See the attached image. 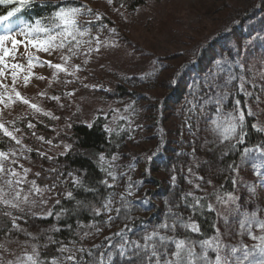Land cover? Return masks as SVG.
I'll return each mask as SVG.
<instances>
[{"label":"rangeland","instance_id":"1","mask_svg":"<svg viewBox=\"0 0 264 264\" xmlns=\"http://www.w3.org/2000/svg\"><path fill=\"white\" fill-rule=\"evenodd\" d=\"M83 1L88 8H94L107 19V22L94 25L89 36L79 38L91 40V45L84 43L79 49L74 48V56L67 52V47L52 51L51 54L31 48L27 50L39 57V61H51L53 64H63L62 55L70 56L65 67L69 72L75 71V75L56 72L47 63L41 66L34 61L29 84L25 87L23 80L18 79L16 88L42 111L35 112L19 101L7 108L0 104V122L5 123L9 130L19 128L20 132L16 135L21 140V144L17 145L0 132V151L9 153V159L4 161L5 167L15 169L20 174L23 180L20 187L24 193H29L31 181H35L42 190V195L30 194L29 199L37 203L35 206L22 204L23 212L0 205V220H10L3 215V211H11L13 216L19 217L17 223L21 228L37 237L33 241L32 237L19 232L6 239V229L0 231V244H4L7 249H0V258L6 262L14 259L13 253L23 256L25 250L31 252V243L47 241L50 225H43L41 220L47 218V212L60 196H67L70 192L67 184L73 177L66 173L59 175L55 182L42 183L35 179L34 174L46 170L48 175H52L56 167L54 157L66 152L69 148L66 146H70L72 141L69 131L71 121L89 125L99 114L105 120V129L121 133L124 138L106 160L107 166L111 165L109 171L115 175V180L110 177L115 191L105 202L111 200L112 211L102 207L101 221L81 225L75 236L76 241L68 247H84L94 252L107 253L112 249L108 247L109 241L105 238L112 237V243H118L119 237L114 236V233L121 229L130 239L143 242L145 231L151 232L166 217L168 223L173 222L169 215L170 208L184 222L191 223L192 213L183 203L184 195L189 192L194 197L207 198L208 204L213 206L214 225L221 233H230L221 235L223 244L239 246L243 242L250 248L258 244L259 241L252 240L246 234H238L240 217L232 215L231 210L240 205L242 211H256L259 219H264V182H261L253 167L262 164L264 157L255 151L245 162L239 157L236 164L240 167L233 171L229 167L231 162L227 165L223 160L230 152L224 151L223 154L221 149L223 145L230 147L235 140L221 142L222 137L216 132L220 138L219 141L218 138L215 140L219 142L215 148L220 147V150L214 152L211 145L206 148L211 128H215L211 120L216 118V105L210 103V106H204L203 111L198 107L195 112H190L189 101H194L198 96L200 103L202 97L206 98L208 90L201 87L194 93L197 84L192 85L190 90L188 88L191 86L187 82L190 73L203 72L206 78L210 70L215 72L216 61L219 60L224 62L222 67L225 69L231 65L230 70L236 74L241 71L240 65H244L246 79L264 85V79L261 78V73H264V4L259 6L258 2L251 0H145L143 4L129 9L123 4H108L107 0ZM248 8L251 9L246 21L241 20V10ZM89 15L84 12L78 20L95 18ZM239 19L242 32H238V26H235ZM0 34H3L2 31ZM97 35L101 41L99 45L94 39ZM72 43L75 44V41ZM89 47L93 49L91 53L88 52ZM97 47L99 52L95 51ZM85 60L87 63H84ZM9 61L27 67V52L21 47L16 61H11V58ZM77 65L79 70L75 68ZM205 67L210 70L205 71ZM221 75L222 78L226 73ZM6 82L11 84L10 76ZM237 83L234 81L229 86L230 101L228 105L223 103L225 113L232 111L237 100L234 95ZM119 86L124 90L123 93L116 92ZM245 87L248 91H255L260 98L259 103L255 96L246 98L243 93L238 94L242 95L244 104L246 102L255 113L252 117L254 123L264 128V91H260L259 87L253 90L247 84ZM8 91L11 94L10 88ZM215 92L212 91L213 96ZM52 96L59 97V101L50 99ZM44 112L52 115L46 116ZM202 115L205 118L211 117L212 127L208 122H199L202 121ZM29 122L33 125L38 123L49 131L38 130L36 125L29 128ZM188 124L192 125L191 130ZM262 145L264 142L249 148L255 149ZM12 152L16 155H11ZM32 155L39 157L36 159ZM42 155L47 161L41 159ZM113 156L117 159L113 160ZM149 156H152L150 161ZM13 160L16 163H12ZM24 169L29 171L25 174ZM260 171L264 173V166ZM228 175L231 177L232 190L225 192V180L221 179ZM173 176L176 177L175 181L172 180ZM152 178H158L161 185L154 186ZM145 190L147 193L152 192L151 195H144ZM229 194L237 198L235 202L224 204L217 199L219 196L227 200ZM41 200L46 203L41 204ZM117 208L120 209L119 214L115 211ZM224 215H228L227 226L223 220ZM138 218L140 225L137 227L135 220ZM253 232L261 234L255 227ZM161 234L183 239V227L177 224L175 231L161 230ZM215 235L214 228L210 238ZM25 241L28 243L25 244ZM94 245H101V248L97 250ZM174 250V245H170V251ZM195 250L197 253L201 251L199 244L195 245ZM209 255L214 258L211 251ZM113 264H121L118 257H114Z\"/></svg>","mask_w":264,"mask_h":264},{"label":"snow or ice","instance_id":"2","mask_svg":"<svg viewBox=\"0 0 264 264\" xmlns=\"http://www.w3.org/2000/svg\"><path fill=\"white\" fill-rule=\"evenodd\" d=\"M108 4H112L113 0H107ZM0 5L11 6L7 8L4 13H0V31L3 34H0V104L4 105L5 108L9 107L11 104H15L17 101L21 102L24 105H27L31 109H34L35 112H41V108L38 107L36 103H32L29 99L25 98L20 91L17 90L16 84L18 79L23 80V86L27 87L29 81L33 75L32 68L35 66V62H39L41 66L44 63L53 69L56 72H65L68 75H75V71L69 72L68 68L65 67L70 56L62 55L61 59L64 61L63 64L56 63L53 64L51 61H39V57L34 56L32 52H28L29 48L35 49L39 52H45L51 54L52 51L57 49H64L67 47V52L71 55H76V52L73 51L74 48L79 49L81 44L87 43L91 45L92 41H84L79 39L80 37L89 36L91 33V27H84L83 30L80 26L78 18L84 13H92V9L88 8L87 5L73 6L71 3H64L63 0L59 7L53 8L50 15L41 16L34 20V22H23L21 23L17 19V14H20L22 10L37 6V0H0ZM95 19H99V14H93ZM87 25H92V21L88 20L84 22ZM114 32L115 29H112ZM97 45L101 43L99 36L94 37ZM75 41V44L72 42ZM10 45V46H9ZM115 47V45H113ZM23 47L27 52V67L24 64L19 62H10L16 61L17 54L20 52V48ZM93 49L88 48V52L91 53ZM95 51L99 52V47L95 48ZM87 63V60L84 61ZM222 61H216L217 70L215 72H210L209 75L202 82H198L196 87L193 89V92L196 93L201 87L208 89V92L205 93L207 96L204 99V103L200 104V97H196L194 101H189L191 107L189 108L190 112H195L199 107L201 111L204 110V106L210 103H215V115L216 118L211 120V124L215 126L213 131H216L222 141H232L235 140L234 144H230V149L236 148L237 145L245 144L247 133L245 131L246 117H254L255 113L252 111L251 107L245 102L244 107H241V101L239 99L235 100L234 107L232 111L225 113L223 111V101L230 95L228 91L229 86L233 84L234 81H238L236 84V89L238 93H243L245 97L255 96L257 103H259V96L256 95L255 91H248L245 85H249L253 90L259 87L260 91H264V85H257L255 82H250L246 79L244 75V65H240L241 71L239 74L231 71V65L228 69L222 67ZM76 70H79V66H75ZM21 73H24L21 77ZM226 73L223 84L217 83L220 75ZM55 75V73H54ZM11 78V84L6 81L8 78ZM44 79V77H39ZM261 78L264 79V73H261ZM71 83V81H69ZM88 87V85H85ZM9 88L11 89V94H9ZM216 90V95H212V91ZM40 95H45V93H40ZM67 95H72L68 93ZM52 100L59 101V97L52 96ZM246 110V111H245ZM46 116H51L50 112L43 113ZM57 119V117H52ZM123 118V117H121ZM92 125L89 124V127ZM253 129L257 131L264 132V128L259 127L258 124L254 123L251 125ZM28 127H35L31 122L28 123ZM189 130H191L192 125L188 124ZM106 131L111 132L112 129L106 128ZM0 132H2L4 137L10 138L14 141L15 144H21V140L17 137L16 133L20 132L19 128H9L5 123L0 122ZM41 139H43L41 137ZM51 143L50 141H48ZM70 147V146H66ZM259 154V156L264 157V145L257 146L255 149L244 147L240 154V160L242 162L247 161L253 152ZM11 155L15 156L16 153L12 152ZM255 158V157H252ZM9 159V153L0 151V205L5 206L10 209H18L23 212L24 209L21 207L22 204H31L35 206L37 201L30 200L29 196L31 193L41 194L42 190L36 185L35 181H31V189L29 193H24V189L20 187L23 183V180L20 178V174L16 172L15 169L8 168L6 169L4 161ZM101 162H105V157L103 154L99 157ZM113 160L117 159L116 156L112 157ZM152 156L148 157L150 161ZM12 163H16L15 160ZM264 166V162L260 165H253L256 169V175L259 177L261 182H264V173H261L260 168ZM108 167H111L109 165ZM229 167L233 171H237L240 165L233 164ZM101 171L106 172L108 176L112 177L115 180V175L113 172L109 171L107 167H104L103 163L100 164ZM29 169H24L26 174ZM191 172V169H189ZM38 175V174H37ZM72 176V183L75 187H83V181L79 176H73L72 173L68 174ZM7 177V178H5ZM15 178V179H13ZM176 177L173 176L172 180L175 181ZM199 179H203L200 177ZM103 184L108 187L109 185L107 180L102 181ZM191 183V181H189ZM233 184L236 183L235 180L232 181ZM132 185H129L131 189ZM199 188V185H196ZM85 191H95L92 188H85ZM23 193V194H22ZM131 195V192H129ZM192 196L193 203H186L185 207L192 209L194 212L200 210L204 207L201 201L204 199L202 197H194L191 192L186 193L184 198ZM68 198H73V193H67ZM217 199L224 204H227L229 201L235 202L236 197L229 194L228 199L225 200L222 197L217 196ZM41 204L46 203V201L41 200ZM57 204L60 203L59 200L56 201ZM106 210L112 211L111 209V200L103 206ZM209 211L214 210L211 204L207 205ZM63 211V210H62ZM96 214L99 215V210H95ZM119 214L120 209L115 210ZM53 213L51 210L47 212L48 216H51ZM232 215L239 216V232L240 236L245 234L254 241H259L258 244L253 245L251 248L244 244L240 243L239 246L225 245L221 242V235H228L230 233L225 232L221 233L220 229L213 225L216 231V235L210 239H203L199 241H188L184 239H176L173 236H168L166 234H161V230H171L175 231L177 224L185 229H190L194 233H200V226L195 223H186L183 221L182 217L179 214L172 213L171 208L169 209V215L172 218L173 222L168 223V218L166 217L165 221L156 225L151 232L145 231L142 236V241L130 239L127 233L121 229V231L114 233V236L119 237V242L113 244L112 237H106L109 241L108 247L111 248V251H98L94 252L91 249H86L84 247H68L66 244H63L60 241L54 240L52 236L47 237V243L42 247L47 248L49 244L61 243V247L57 251L61 254L59 256H54L50 260L41 259V253L38 250L39 246L37 243H31V252L26 250L23 253V256H17L13 253L14 259L7 260L6 262L0 258V264H113L114 257H118L121 264H264V219H259L257 212L252 211H242L240 205H237L234 209L231 210ZM5 217L10 218V227L5 231V237L9 235H14L16 233L22 232L25 236L32 237V240L37 239L36 236H33L32 233L27 232L26 229H22L20 224L17 223L19 217L12 215L11 211H3ZM33 216L36 213H32ZM59 217L60 213L56 214ZM217 215H221L217 213ZM112 217L109 216V220ZM225 225L229 223L228 215L223 216ZM258 228L260 230V235H256L253 232V228ZM125 228H128V225H125ZM100 229H97L99 231ZM131 231V229H128ZM49 231H59L55 226L49 229ZM43 235V233H41ZM87 235V233H85ZM11 242V241H9ZM28 241H25L27 244ZM199 244L201 251L199 253L195 250V245ZM170 245H174V251H170ZM95 249L99 250L101 245H94ZM0 249L5 248L4 244H0ZM209 251L214 253V258L210 257Z\"/></svg>","mask_w":264,"mask_h":264},{"label":"trees","instance_id":"3","mask_svg":"<svg viewBox=\"0 0 264 264\" xmlns=\"http://www.w3.org/2000/svg\"><path fill=\"white\" fill-rule=\"evenodd\" d=\"M251 1H254L255 3L258 2L259 6H261V4H264V0ZM61 2L62 0H37V6L22 10L20 14H17V19L21 23L34 22L35 19L40 18L41 16L50 15L53 8L59 7ZM63 2L66 4L71 3L73 6L86 5L83 0H63ZM144 2L145 0H113L112 3H114V5L123 4L126 8L132 9L135 6L143 4ZM10 7L11 6L0 5V13H4L6 9ZM91 9L92 14L88 12L85 13L90 14L89 16H93L94 13H98L99 19L92 18L80 20L79 22L83 28H92L96 24H102L104 22H107L106 17L101 15L94 8ZM250 9L251 8L241 10V20L243 19L244 21H246V16H248V12ZM88 20L92 21V25H87L84 23ZM241 20L238 21L237 25L235 24V26H238L236 27L238 32L241 30V28H239V26H241ZM205 69V71L210 70L207 67H205ZM210 72L212 71L210 70ZM221 76L222 75H220L219 79L217 80V83L223 84L226 75L222 78ZM204 78L205 77L203 72L190 73V79L187 84L191 87H189L188 89L191 90L192 85L204 81ZM203 90H205V88H203ZM229 90H231L230 87L228 88V91ZM116 92L120 94L123 93L124 90L121 86H119ZM234 95L236 96V99H239L241 101V107H244L242 95L238 94V92L235 91ZM206 98L202 97V101L200 102V104H203L204 99ZM229 101L230 99L227 96L223 103L228 105ZM205 106H210V104H207ZM210 119L211 117L205 118L202 115V121L199 122H201V124H205L208 122L209 125H211ZM90 124L92 125L91 127L84 123L71 121L69 126V131L72 138L70 147L63 154L56 155L54 157L55 160L53 159L54 161L52 160L54 162V165L56 166L55 170L51 172L52 175H48V171L46 170L39 171L38 173L34 174L35 179L37 181L41 180L42 183H50L52 181L55 182V180H57L56 178L59 175L66 173H72L75 176H79L83 181L84 186L80 188L75 187L72 181L68 182L67 187L69 188L70 192L73 193V198H68L67 196H60L58 198L60 203L57 204L55 202L52 205L51 211L53 214L51 216H47L46 219L41 220V223L43 225H50V229L53 228V226L59 229V231L55 232L50 231L49 235L52 236L54 240L60 241L66 245H69L71 242L76 241L75 236L77 235V231L78 229H80L81 225L93 224L95 222L101 221L102 207L106 200L109 199L111 194L115 191V186L112 183L110 176H108L106 172L101 171L100 168L101 163H103L104 167L108 168V166L105 162H101L99 157L101 154H103L106 161L116 151L117 146L123 141L124 138L121 133H118L116 131H112L111 133L106 131L104 127L105 120L100 114L97 115ZM252 124H254L253 118L246 117L245 131L247 133V136L245 144L237 145L236 148L231 150H229L230 147H226L227 145H223V149H221V152H230V155H225L223 157V160L227 165L230 162L231 165L236 164L244 147L256 146L264 142V134L260 131H257L256 129H253L251 126ZM35 125L38 130L44 129L46 131H49L38 123H35ZM47 135L48 134H46V136ZM210 135V139L206 142L205 146L206 148H208L211 145V148L215 149L214 152H217L220 150H218V148L220 147L215 148V145L219 144L218 141L220 137L216 135V131H213V128H211ZM217 138L218 141L215 142ZM234 143L235 142H233L232 144ZM226 149L229 151H227ZM32 157L37 159L39 155H32ZM45 158L46 157L44 155L41 156L42 160ZM45 160L47 161V159ZM104 180H107L108 184L112 185V187H108L107 185L103 184L102 181ZM151 180L154 186L161 185V181L158 178H152ZM221 180H225L223 183V188L225 192L231 191V177L228 175L226 178H222ZM85 188H92L95 189V191H85ZM149 192L150 191H148L147 193L145 190L144 195H151L152 192ZM140 201H142V199H140L139 202ZM183 203L184 205L186 203H193L192 197H187L186 200L184 198ZM201 203L204 205V207L195 212L192 209L186 207L188 208V211L192 213L190 221L197 223L201 229L200 233H194L190 229L183 228L184 235L182 237L187 242L209 239L210 236L214 233L213 225L215 224V213L213 211H209V209L207 208V198H204ZM97 209L99 210V215L96 214L95 210ZM57 213H60L59 217H57ZM9 221V219L5 220L4 218L0 220V231H4L10 226ZM135 225L137 227L140 225L139 218L135 220ZM39 242L40 243H38V245L41 247H39L38 250L41 253V259L50 260L52 257L59 254L57 249L61 247V243L49 244L47 248H44L42 246L46 244L47 241L42 242L40 240Z\"/></svg>","mask_w":264,"mask_h":264}]
</instances>
